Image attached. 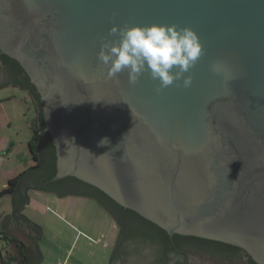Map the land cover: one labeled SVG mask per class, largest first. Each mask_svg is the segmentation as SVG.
Masks as SVG:
<instances>
[{
	"label": "water",
	"instance_id": "water-1",
	"mask_svg": "<svg viewBox=\"0 0 264 264\" xmlns=\"http://www.w3.org/2000/svg\"><path fill=\"white\" fill-rule=\"evenodd\" d=\"M152 24L198 35L190 86L161 87L147 70L135 83L127 69L108 75L98 53L119 42L110 29ZM0 55L39 96L51 181L74 178L170 238L222 243L264 264V0H0ZM15 80L0 75V88L22 89ZM0 233L40 261L39 227L12 212ZM189 253L191 264H213Z\"/></svg>",
	"mask_w": 264,
	"mask_h": 264
},
{
	"label": "trees",
	"instance_id": "trees-1",
	"mask_svg": "<svg viewBox=\"0 0 264 264\" xmlns=\"http://www.w3.org/2000/svg\"><path fill=\"white\" fill-rule=\"evenodd\" d=\"M0 59L8 62L11 61L14 65L19 67L16 62L10 60L4 55H0ZM20 71L23 74V78H17L14 84L28 93L29 99L37 112L40 129L33 135L28 143L31 158L35 163L34 166L8 181L7 187L0 193V198L7 196L16 197L12 203L13 214H19L25 203V199H22V194L30 190L29 188L32 187V190L54 194L59 198L73 196L93 200L107 215L111 217L117 226L123 224L124 236L126 238H137L150 244V246L156 245L160 248L163 254L175 251L174 244L179 240L210 243L219 247L217 252L222 251L231 253L230 251H234L235 253L236 251H240L238 248L229 245L194 237L173 235L170 238L163 230L145 221L134 212L121 208L102 192L87 184L74 178L51 181L56 172L54 148L49 136L43 132V117L39 96L35 92L34 87L30 85L23 71L21 69ZM1 237L12 243L15 247L16 256L8 259L9 262L15 264H34V262L29 259L25 245L21 241L7 236ZM248 259L250 264H255L249 257Z\"/></svg>",
	"mask_w": 264,
	"mask_h": 264
},
{
	"label": "rangeland",
	"instance_id": "rangeland-1",
	"mask_svg": "<svg viewBox=\"0 0 264 264\" xmlns=\"http://www.w3.org/2000/svg\"><path fill=\"white\" fill-rule=\"evenodd\" d=\"M6 95H13L15 98L11 99L10 103L8 104H1L2 108L14 109L15 114L17 115L16 118H18V122L23 124L22 126H30L27 120L30 116L33 117L32 103L28 97L26 100L28 102V108L20 103L22 102L21 100H25L27 95H24L22 91L13 89V87L10 86L0 88V96ZM23 111V114H28L25 118L22 116ZM15 125L17 124L13 125L12 130L2 128V133L11 134V140H13L18 138L16 132L19 131V137L26 141V138H23L25 133L22 127L19 129ZM24 145V153L30 156L26 142H24ZM24 153L21 151L20 153L16 152L9 155V152H4V150H1L0 157L2 158V161L0 162V168H3L4 166L6 172L0 173V193L3 191L4 185L7 187L8 181L13 179L11 178L13 173L15 174L13 177L15 178L25 172L28 168L34 166V162L31 157L28 161V164L25 166V162H23L21 158L22 154L24 155ZM10 156L13 158H11L10 162L8 163L7 160L10 158ZM14 157H20L19 159L23 163L20 164L19 162L21 161H19V159L18 162L15 161L16 158ZM2 164L3 166H1ZM7 170H9V173ZM29 189V197L31 201L30 205L23 211V213L33 221H37L38 224H41L40 227L42 228L43 233L42 238H45L46 241H43L45 244L48 241L50 242V238H61V240H64L65 242L70 238H81L78 244H76L68 264L106 263L107 259L110 258V255H112L118 235V226L114 221V223H112V219L109 215L102 212L100 207H96L94 210L90 211L84 209V200L72 202L73 206L76 203L73 209L75 210V218L72 217L71 214L65 213L63 215L68 198L63 202V207L58 208L55 205V202H61L62 200L57 199L54 194L33 191L31 190L32 188ZM3 213L7 215L12 213L11 200L6 197L0 198V214ZM59 215L64 217L66 223H62L61 221L63 220L58 219ZM105 238H109L106 244V249L105 246H103L106 243L104 240Z\"/></svg>",
	"mask_w": 264,
	"mask_h": 264
},
{
	"label": "clouds",
	"instance_id": "clouds-1",
	"mask_svg": "<svg viewBox=\"0 0 264 264\" xmlns=\"http://www.w3.org/2000/svg\"><path fill=\"white\" fill-rule=\"evenodd\" d=\"M118 31L119 42H103L98 53L109 76L127 69L130 83H135L147 70L153 80L160 81L161 87L181 78L185 87L191 85L192 77H185L184 73L195 65L203 52L199 37L192 29L163 24L113 26L110 34Z\"/></svg>",
	"mask_w": 264,
	"mask_h": 264
},
{
	"label": "crops",
	"instance_id": "crops-1",
	"mask_svg": "<svg viewBox=\"0 0 264 264\" xmlns=\"http://www.w3.org/2000/svg\"><path fill=\"white\" fill-rule=\"evenodd\" d=\"M13 89L20 90V91H22V93L24 95H27L26 98L24 97L25 100H21L22 102H20V101L19 102L23 106L25 105L28 108V102L26 101L27 97L29 98L28 93L25 90H22V89L17 88V87H13ZM13 98H15L13 95L0 96V152H1V150H4V152H9V155L16 153V152L20 153L21 151H23V153H24V147H25L24 142H26V146L28 148L29 141L32 139L33 135L38 132V129L36 126L37 113H36L34 107H32L33 108V117L30 116L29 119L27 120V122H28V124H30V126H26V125L22 126L23 124L18 122V120H17L18 118H16L17 115L15 114L14 109L2 108L1 104H3V103L8 104V103H10L11 99H13ZM23 113H24V111L22 112V116L25 118L28 114H23ZM14 124H17L15 126L19 129L22 127V129L25 133L23 138H26V141L19 137V131L16 132L18 135V138L13 139V140H11L12 139L11 134L2 133V128L12 130ZM28 150H29V148H28ZM24 155H25V158H24ZM24 155L22 154L21 158H22V161L25 162V166H26L28 164V161H29L31 155L28 156L26 153H24ZM11 158H13V157L10 156V158H8V160H7L8 163L10 162ZM14 158H16L15 161L18 162V159L20 157H14ZM19 161H21V160L19 159ZM22 161L19 163L20 164L23 163ZM26 161H27V163H26ZM1 166H3V164ZM19 169H20V167H19ZM2 172H6V169L4 168V166H3V168H0V173H2ZM7 172L9 173V170H7ZM14 175L15 174L13 173V176ZM13 176L11 178H14ZM5 187L6 186L4 185L3 188L5 189ZM29 191L30 190L23 193L27 202H26V205L24 207H22V209L18 215L24 217L27 221H29L30 223H32V224H34L40 228V231H41L40 236L38 239L34 240V244L37 248L40 261L35 263V264H68L71 257H72L73 251L76 247V244H78V242L80 241L81 238H70L66 242L64 240H61V238H50V242L48 241L45 244L43 241H46V240H45V238H42L43 233H42V228L40 227L41 224L40 223L38 224L37 221H33L31 218H29L28 216H26L23 213V211L25 209H27L28 206L30 205L31 200L29 197ZM33 191H35V190H33ZM42 193H44V192H42ZM6 198H9L11 200L12 197L7 196ZM56 198L59 200H62L61 202H55V205L58 208L63 207V205H64L63 202L65 201V199L68 198L67 199L68 202L65 205V210H64L63 215L65 213L71 214L72 217H74V218H75V210H73V209H74V206L76 203L73 206L72 202L84 200L85 206L83 208L86 210H89V211L94 210L96 207L99 208V206L93 200L87 199V198L73 197V196L62 197V198H59L56 196ZM101 211L104 212L102 209H101ZM11 215H12V213H9L8 215L5 213L0 214V216H11ZM82 218H83V216H82ZM58 219L63 220V221H61L62 223H64V222L66 223V221L64 220V217H61V215H59ZM112 223H114L113 220H112ZM71 228H73V227H71ZM1 236H5V237L7 236V237L15 238L14 236H9L7 234L0 233V264H15V263L8 261V259H11V258L16 256L15 247L12 243L8 242L5 239H2ZM108 239L109 238L104 239L106 241L105 245H103V246H105V249L107 247L106 244L108 242ZM111 257H112V255H110V258L107 259V261L105 260L106 261L105 264L110 263Z\"/></svg>",
	"mask_w": 264,
	"mask_h": 264
},
{
	"label": "flooded vegetation",
	"instance_id": "flooded-vegetation-1",
	"mask_svg": "<svg viewBox=\"0 0 264 264\" xmlns=\"http://www.w3.org/2000/svg\"><path fill=\"white\" fill-rule=\"evenodd\" d=\"M0 75H9L17 78H23L20 67L14 65L11 61L0 59ZM117 245L112 252L113 262L117 257L122 258V264H191L190 253L200 254L213 264H250L249 259L241 250L230 251L226 253L217 250L219 247L202 241L179 240L174 244L175 251L163 254L160 248L137 238H126L124 236L123 224L118 225ZM150 248V249H149ZM233 253V254H232ZM172 256L174 257L172 260ZM176 257H180L177 260ZM121 260V261H122Z\"/></svg>",
	"mask_w": 264,
	"mask_h": 264
},
{
	"label": "built area",
	"instance_id": "built-area-1",
	"mask_svg": "<svg viewBox=\"0 0 264 264\" xmlns=\"http://www.w3.org/2000/svg\"><path fill=\"white\" fill-rule=\"evenodd\" d=\"M2 161V158L0 157V162Z\"/></svg>",
	"mask_w": 264,
	"mask_h": 264
}]
</instances>
